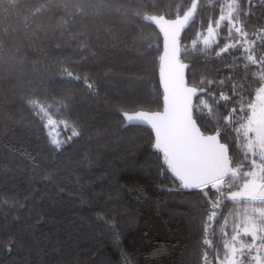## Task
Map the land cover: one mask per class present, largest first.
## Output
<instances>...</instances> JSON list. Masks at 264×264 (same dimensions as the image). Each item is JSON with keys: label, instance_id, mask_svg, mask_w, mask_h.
<instances>
[{"label": "trees", "instance_id": "obj_1", "mask_svg": "<svg viewBox=\"0 0 264 264\" xmlns=\"http://www.w3.org/2000/svg\"><path fill=\"white\" fill-rule=\"evenodd\" d=\"M43 2L20 0L33 9ZM148 2L162 6L153 14L171 11L166 18H174V6L191 0ZM203 3L207 10L198 11L179 36L190 83L224 77L226 64L233 63L232 56L200 51L208 22L218 15L208 0ZM252 6L250 28L264 25V0H252ZM58 19L40 16L43 30L35 38L8 41L9 47H19L25 70L22 80H0V264H204L205 209L199 190H178L170 172L162 175L152 129L125 123L120 115L162 109V32L154 23L112 14L78 17L63 31ZM215 39L210 38L212 47ZM65 68L91 78L95 94L82 83L62 79ZM33 91L41 99L45 94L66 98L68 109L54 107V119H68L80 135L59 150L50 137L65 140L71 128L59 123L55 129L42 127L25 103ZM232 151L238 160L239 147ZM231 208L227 201L223 215ZM101 213L112 217L110 226H99ZM223 215L213 225L214 243ZM231 228L229 217L225 231L231 234ZM214 255L209 250L210 262Z\"/></svg>", "mask_w": 264, "mask_h": 264}, {"label": "snow or ice", "instance_id": "obj_2", "mask_svg": "<svg viewBox=\"0 0 264 264\" xmlns=\"http://www.w3.org/2000/svg\"><path fill=\"white\" fill-rule=\"evenodd\" d=\"M208 2L218 15L209 20L208 37L203 39L204 48L200 51L211 50L216 57H233V63L226 64L229 74L219 79L201 77L198 82L190 83L185 71L189 65L181 59L180 32L189 22H194L198 11L202 14L207 10L203 0L175 5L174 18H166L173 15L171 11L153 14L162 6L148 0H44L34 9L30 5L22 6L20 0H0V80L24 79L21 51L19 47H9L8 41L26 43L35 38L43 30L38 23L40 16L52 14L59 18L61 31L64 25L88 15L112 14L157 25L165 40L160 58L163 110L120 115L129 124L146 123L151 127L152 146L162 154V175L170 172L179 182L178 190H199L205 209L202 213L204 264H264V25L250 28L252 0H246L247 7L242 0ZM200 35L198 32L197 37ZM212 37L216 38L215 47L210 44ZM191 43L196 49L198 40ZM234 68L241 71L234 72ZM62 79L82 83L90 95L95 94L89 77L75 75L65 68ZM224 87H228V92L223 91ZM25 103L42 127L51 128L59 123L65 130L71 128V136L65 140L50 137L57 150L80 135L68 119H54V107L58 112L68 109L66 98L57 100L45 94L41 99L39 92L33 91ZM237 146L238 160L232 151ZM33 162L34 168H38L35 158ZM227 201H231L232 208L223 215L221 209ZM221 215L219 241L214 243L217 232L213 225L219 224L217 218ZM229 217H232L231 234L225 231ZM111 219L106 213L97 215L102 228L110 226ZM113 234H116L114 229ZM209 250L215 254L211 262Z\"/></svg>", "mask_w": 264, "mask_h": 264}, {"label": "water", "instance_id": "obj_3", "mask_svg": "<svg viewBox=\"0 0 264 264\" xmlns=\"http://www.w3.org/2000/svg\"><path fill=\"white\" fill-rule=\"evenodd\" d=\"M157 26V25H156ZM187 26V25H186ZM185 26V27H186ZM185 27H184V29H185ZM157 28L159 29V27L157 26ZM183 29V30H184ZM160 30V29H159ZM182 30V31H183ZM181 31V32H182ZM181 32H180V34H181ZM163 34V33H162ZM180 36V35H179ZM164 43H165V40H164V34H163V41H162V49H161V52H160V54H159V67H158V73H159V83H160V86H161V88H162V90H163V95H162V101H163V97H164V88H163V83H162V80H161V76H160V63H161V61H160V58H161V56H163V54H164ZM163 110V107H162V109L161 110H158V111H162ZM145 112H149V111H145ZM152 112H156V111H152ZM135 113V112H134ZM130 114H132V113H130ZM125 123H128L127 121H125ZM143 125H146V126H148L149 128H151L149 125H147L146 123L145 124H143ZM153 131V130H152ZM153 134H154V132H153Z\"/></svg>", "mask_w": 264, "mask_h": 264}, {"label": "rangeland", "instance_id": "obj_4", "mask_svg": "<svg viewBox=\"0 0 264 264\" xmlns=\"http://www.w3.org/2000/svg\"><path fill=\"white\" fill-rule=\"evenodd\" d=\"M51 129H55L54 127H52Z\"/></svg>", "mask_w": 264, "mask_h": 264}]
</instances>
